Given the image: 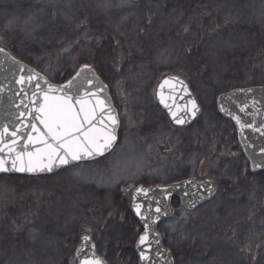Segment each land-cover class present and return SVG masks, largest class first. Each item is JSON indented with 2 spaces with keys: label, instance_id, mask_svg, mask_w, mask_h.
<instances>
[{
  "label": "rangeland",
  "instance_id": "rangeland-1",
  "mask_svg": "<svg viewBox=\"0 0 264 264\" xmlns=\"http://www.w3.org/2000/svg\"><path fill=\"white\" fill-rule=\"evenodd\" d=\"M30 1L0 0V32L35 47L38 58L52 46L54 18L73 25L84 16L110 30L116 48L112 47L122 48L119 62L123 58L129 63L117 67L110 84L122 132L118 145L104 159L47 179L0 178V264H60L63 258L58 260L57 239L69 237L77 228L79 243L89 235L97 254L113 264L131 243L128 226L117 228L113 218L118 214L125 223L122 203L130 200L134 189L140 184L188 178H212L218 193L194 211L179 207L161 225L167 247H192L198 253L192 258L194 264H260L264 257V189L251 177V165L233 125L212 110L221 94L215 89L214 77L193 83L202 113L190 128L172 124L159 107L156 91L164 76L181 68L192 74L193 81L198 77L194 72L197 58L190 57V49L232 54L231 39L212 41L223 21L234 26L232 30L238 26L264 29V0H245L246 4L241 0H111L118 3L116 8L104 6L101 0H53L52 5L48 0L34 6ZM57 49L60 58L56 62L45 56L37 63L55 78L65 74L77 55L72 47ZM106 62L114 71L111 60ZM251 81L250 85L258 84ZM106 178L110 182H102ZM39 234L45 239H39ZM16 241L23 243L20 251L13 250Z\"/></svg>",
  "mask_w": 264,
  "mask_h": 264
},
{
  "label": "water",
  "instance_id": "water-1",
  "mask_svg": "<svg viewBox=\"0 0 264 264\" xmlns=\"http://www.w3.org/2000/svg\"><path fill=\"white\" fill-rule=\"evenodd\" d=\"M132 1L146 2L152 0ZM0 50H2L0 51V132H3L5 128L8 129V133L4 136L3 144L11 146L13 139L18 140L15 145V152L22 151L25 145H27L28 151H34L35 148L41 146L38 143L28 144L27 137L29 134L33 137L38 135L32 131L31 125L33 123L41 132L44 130L40 120L35 119V117L42 116L36 109L44 103L45 93L49 97H71L73 102L86 96L91 102L90 106L96 108L98 117L101 113L97 101H103L104 125L112 126L111 121L108 119L109 110L110 114L118 122L114 126L116 140L111 149L103 156L71 161L67 165L54 164L50 172L0 171V176L54 175L80 163L103 158L114 150L119 140L120 116L109 86L94 67L83 66L68 82L60 84L51 81L46 75L13 56L9 51L3 48H0ZM171 78L182 81L187 86V93ZM166 79L170 81V84L176 85L174 92L169 85H165L162 90L165 97L170 95L175 97V101L172 99L167 100V103L171 106V111L160 102V85ZM52 88L56 90L53 91L51 90ZM60 89H63V91ZM157 100L160 108L177 127L186 128L192 126L201 113V106L188 82L178 74H169L161 80L157 88ZM190 100L195 101L197 110L191 109V105L188 103ZM179 106L187 107L184 110H179ZM217 106L221 116L234 124L239 141L253 171L264 170V87L235 89L223 93L217 100ZM75 107L78 109L80 106L77 104ZM193 111H195V115H193ZM172 112L177 113L175 118H173ZM181 118L184 123H176V120ZM93 123L98 128L104 127L98 120L93 121ZM12 131H17L16 137L10 135ZM15 152L9 153L7 148H5V151L0 153V156H3L8 161L6 166L9 168H11V160L14 158ZM216 191L217 188L212 178H188L171 183H158L149 186L138 185L132 193L131 202V212L142 228V232L135 244L138 264H176L173 252L164 244L163 236L159 229L162 223L173 216L175 212L173 201L179 200L185 209L194 210L210 202ZM137 207H139V212ZM157 208H159V212L156 211ZM146 233L148 239L141 244L140 237ZM85 237L88 238L86 241L84 240ZM82 251L87 252L89 257L98 258L103 264H108L101 256L95 254L96 247L89 235L82 237L81 247L77 254L78 264H82L84 258L80 255ZM142 255L146 256L147 259H142Z\"/></svg>",
  "mask_w": 264,
  "mask_h": 264
},
{
  "label": "trees",
  "instance_id": "trees-1",
  "mask_svg": "<svg viewBox=\"0 0 264 264\" xmlns=\"http://www.w3.org/2000/svg\"><path fill=\"white\" fill-rule=\"evenodd\" d=\"M50 1V4L52 5L53 0ZM246 1L241 0L240 2L246 4ZM45 2L49 3L48 0H31L28 4H30V6L36 5V3L40 5L47 4ZM195 8L197 9L198 7ZM204 11L205 10L201 9L199 12L204 14ZM52 12H56L53 6ZM55 19L57 18H54V20ZM90 19L88 17L82 16L73 25H66L64 23H58L57 21L52 20V46L50 48H46V50L41 53L42 57L39 58L35 53V51L37 52V50H35V47L29 46V44L22 45L19 38L14 36L8 38L7 35L3 32H0V35L3 34V38L1 39L0 37V40L3 41L2 44H0V47L10 51L13 55L23 61H26L30 65L37 68L39 71L41 70V72H44L54 82H67L79 70V68L84 65H92L98 70L100 75L110 86L112 78L116 77L117 75V67H121L122 63H126L125 65H128L129 63L126 60L125 62H123V58L122 61L119 62L120 58L118 56L119 52L122 51V48H119V50L115 49L116 46L113 43L114 38L112 40V34L110 30L106 28L107 26L102 25L97 19ZM227 24H225L224 21L223 24H219L217 29L220 31L216 35H214L212 41L217 40L218 42H224L225 40L230 41L231 39L233 45H235L232 54L214 55L213 53H209L207 50L201 47H199L200 49L198 48L199 50L196 49L194 51H191L190 49V57L195 56L197 58L196 63L198 65L194 72H196L195 74L198 75V77L195 76V80L193 81L192 76H189L192 74L185 68H181L179 71L175 72L176 74L182 75L189 82L191 88L193 87V83H196L197 80L200 81V79H208L207 81H211L213 77L216 83L215 89L220 93H222L221 91L226 89L230 91L240 87H264V29L259 27L246 28L243 26H238L237 28L232 30L231 28H234V26H232L231 24ZM260 32L262 35H260ZM62 42H65V44L60 46L59 44ZM112 44L115 48L112 47ZM124 46L125 45H122V47ZM60 47H66V49H70V47H72L77 52V55L74 58L72 65L69 66L68 70H65V74L62 76L60 75V77L58 78H55L50 75V71L46 72L40 69L37 63L40 64L42 62V58L45 56H52L54 58L53 61L56 62L60 58V54L58 53V51H56V49H60ZM123 50L124 52L127 51L125 50V48ZM127 57L128 56L126 55V58ZM107 59L111 60L114 71L111 68L107 67ZM52 68L53 67H50L49 69ZM251 80L258 82V84L250 85L249 83H254ZM212 110L216 114L217 118L223 121H227L221 117L216 106L212 107ZM251 173V177L253 178V180H256L255 183H257L259 187H262L264 189V170L253 172L251 169ZM0 178L30 179L36 177L5 175L1 176ZM39 178L47 179L50 177ZM129 199V201L127 199L122 203L123 210L126 212L125 223L120 221V216L118 214L113 218V223H115L117 228L121 229H126V226H128V229L126 230L128 231L129 235H131V243L129 244L130 246L128 248V252L126 251L125 254L123 253L126 258L121 254L122 256H117L118 260L113 264H138L134 246L137 238L141 233V228L137 220L131 213V198ZM174 206L177 213V210L179 209V207H181V205L177 200H175ZM89 210H91V212L93 211L91 207L89 208ZM79 233L80 232L77 228L72 234L69 235V237L59 236V238L57 239L58 241L56 242L55 247L57 250L58 260L61 257L63 258L60 264H78L76 256L80 247ZM17 245L18 246L13 248V250L20 251L19 247L23 245V243L19 241L17 242ZM262 248V253L264 255V240L262 241ZM171 249L174 253L176 264L195 263V259L192 260V258L196 257L198 253L192 247L182 244L177 245L175 248ZM121 252L122 251H120V253ZM102 257L106 260V257H104L103 255ZM260 260V264H264V257ZM251 264H253V262H251Z\"/></svg>",
  "mask_w": 264,
  "mask_h": 264
},
{
  "label": "snow or ice",
  "instance_id": "snow-or-ice-1",
  "mask_svg": "<svg viewBox=\"0 0 264 264\" xmlns=\"http://www.w3.org/2000/svg\"><path fill=\"white\" fill-rule=\"evenodd\" d=\"M171 79L175 80L176 84H179L183 91L187 93V86L182 81L176 78ZM165 85H169L173 92L175 91L176 85L170 84L168 79L160 85V102L171 111V106L167 103V100L172 99L175 101V97L172 95L165 97L162 91ZM51 90L55 91L56 89L52 88ZM60 90L63 91V89ZM90 103L86 96L84 98H78L73 102L71 97H49L45 93L44 103L36 109L42 116L35 117V119L40 120V123L44 126V130L41 132L33 123L31 125L32 131L38 135L33 137L29 134L27 137L28 144L38 143L41 146L35 148L34 151H28L27 145H25L22 151L15 152V145L18 143V140L13 139L11 146L3 144L4 136L8 133V129L5 128L3 132H0V145H3L0 146V153H3L5 148H7L9 153L15 152V156L11 160V168L6 166L8 161L3 156H0V171L50 172L54 164L67 165L71 161L103 156L111 149L116 140L114 126L118 122L110 114L109 110L108 119L111 121L112 126L104 125L103 101H97L101 113L99 117L96 108L91 107ZM188 103L191 105L192 110H197V105L194 100H190ZM77 104L80 106L78 109L75 107ZM186 107L179 106V110H184ZM176 115V112H172L173 118ZM193 115H195V111H193ZM97 120L100 124L104 125L103 128H98L93 123V121ZM176 123H184V120L182 118L177 119ZM17 131H12L10 135L16 137ZM137 211L139 212V207H137ZM156 211L159 212V208ZM87 239V237L84 238L85 241ZM147 239L148 236L146 233L140 237V243L143 244ZM80 255L84 257L82 264H103L98 258L89 257L87 252L82 251ZM141 258L147 259L143 255Z\"/></svg>",
  "mask_w": 264,
  "mask_h": 264
},
{
  "label": "bare ground",
  "instance_id": "bare-ground-1",
  "mask_svg": "<svg viewBox=\"0 0 264 264\" xmlns=\"http://www.w3.org/2000/svg\"><path fill=\"white\" fill-rule=\"evenodd\" d=\"M101 3H103L104 4V6H105V4L106 5H108L109 7L110 6H112V8H116V7H119V5H118V3L116 2V4L113 2V1H111V0H101ZM34 16V15H33ZM131 158H134L133 156H130ZM102 180V182H104V183H108V182H110V180L111 179H109V178H106V179H101ZM39 239H45V236H42V234H39ZM14 264H22V262L21 261H16V262H14Z\"/></svg>",
  "mask_w": 264,
  "mask_h": 264
}]
</instances>
